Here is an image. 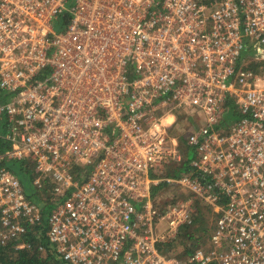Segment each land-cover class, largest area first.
<instances>
[{
    "label": "built area",
    "instance_id": "built-area-1",
    "mask_svg": "<svg viewBox=\"0 0 264 264\" xmlns=\"http://www.w3.org/2000/svg\"><path fill=\"white\" fill-rule=\"evenodd\" d=\"M160 184L188 199L164 211ZM45 197L68 264H264V0H0V242ZM194 202L215 215L182 262Z\"/></svg>",
    "mask_w": 264,
    "mask_h": 264
},
{
    "label": "trees",
    "instance_id": "trees-1",
    "mask_svg": "<svg viewBox=\"0 0 264 264\" xmlns=\"http://www.w3.org/2000/svg\"><path fill=\"white\" fill-rule=\"evenodd\" d=\"M69 16L68 14H65L62 20H68ZM254 51L251 48L247 50L246 56L253 54ZM251 68V66H250ZM228 117V115H227ZM179 150L184 157H188L192 153V148L189 147L186 143V135H178L177 137ZM187 160H183L181 164L173 165L174 167H170L168 176H178L184 171L187 170ZM19 164V172H22L21 170H26L24 166H21L20 163H14L11 166ZM13 170H15L13 167H11ZM87 168L78 170L79 174L78 176L86 175ZM16 171V170H15ZM30 170L24 173L28 174L30 176ZM23 173V172H22ZM164 186V184H160L157 187H155L152 190V194L154 196L155 192L159 189H161ZM43 200H46V204L42 205V207H45V209L42 211V218L41 221L38 224H35L33 226L28 227L27 231L22 234L19 238H13L10 239V241H7L5 243L0 242V264H68L60 256L55 252L54 248L50 244V242L47 239L46 231H47V220L46 216L48 215L50 211V206L48 205V197L43 198ZM40 202V201H39ZM209 210V209H208ZM212 212V211H211ZM213 213V212H212ZM214 214V213H213ZM215 215V214H214ZM196 221L195 217L190 226H184L178 235V237H184L187 240H192V236L190 235L189 228L192 227L194 222ZM209 236V234H208ZM22 246L20 248H15V246ZM171 244L165 245L164 253L170 252L171 250ZM192 252L187 251V253H184L185 256L191 255Z\"/></svg>",
    "mask_w": 264,
    "mask_h": 264
},
{
    "label": "rangeland",
    "instance_id": "rangeland-1",
    "mask_svg": "<svg viewBox=\"0 0 264 264\" xmlns=\"http://www.w3.org/2000/svg\"><path fill=\"white\" fill-rule=\"evenodd\" d=\"M54 30L56 32L61 31L58 27H55ZM179 118L180 117H178L174 129H172L175 135H180L179 129L181 128L182 121L181 119L179 121ZM189 128H192V126H189L187 129ZM11 167L18 171V176L24 186L25 192L28 195L33 194L34 187L32 186L28 174L19 172V164H15ZM170 167L173 168V164H167L162 168L156 169L154 174H157L156 176L160 175L162 177H168ZM154 197L157 205H159L160 208H163L164 211L167 210L168 205H177L188 199L187 196L184 193H181L180 190H178L176 187L168 186L166 184H164L161 189L155 192ZM193 207V220L195 217L196 221L194 222L192 227L189 228L192 240H187L184 237H177L176 240L172 243L170 250V252L182 262H185V260L189 256L184 255V253H187V251L193 253L200 248H206V246L208 245V234H210L213 225L214 214L210 210H208V208L202 206L198 202H194Z\"/></svg>",
    "mask_w": 264,
    "mask_h": 264
}]
</instances>
